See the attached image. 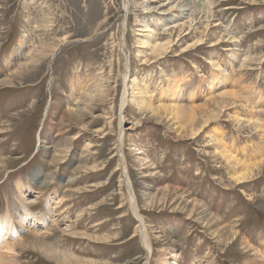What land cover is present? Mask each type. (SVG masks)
Wrapping results in <instances>:
<instances>
[{
	"label": "rangeland",
	"instance_id": "1",
	"mask_svg": "<svg viewBox=\"0 0 264 264\" xmlns=\"http://www.w3.org/2000/svg\"><path fill=\"white\" fill-rule=\"evenodd\" d=\"M170 2L0 0V220L16 249L1 264H59L15 247L19 207L69 264H264V0ZM170 83L200 125L213 113L197 137L142 105Z\"/></svg>",
	"mask_w": 264,
	"mask_h": 264
},
{
	"label": "bare ground",
	"instance_id": "2",
	"mask_svg": "<svg viewBox=\"0 0 264 264\" xmlns=\"http://www.w3.org/2000/svg\"><path fill=\"white\" fill-rule=\"evenodd\" d=\"M168 1H171L170 3H172V2L173 3H176L175 6H179V4L182 3V0H168ZM24 46H25V43H24ZM160 46L161 45H157V44L154 45L153 46L154 51H156V52L160 51L161 50ZM21 48H23V44L20 45V49ZM165 49H166V47L163 48V50H165ZM29 57H30V55H29ZM22 67H25V66H22ZM128 69L129 68H128V65H127V70L125 72V76L126 77L128 75V72H129ZM22 70H23V73H25L24 72L25 69H22ZM225 79L226 78H224L222 82L225 83V81H226ZM208 84L211 85V83H208ZM177 85H173L172 83H170L169 84V88H165L164 89V92L165 93L160 94L161 96L163 95L162 97L160 96V98H164L165 99L164 100L165 102H162L160 100V102H162V103H159L158 102L159 100H158L157 101V104H154V103L153 104H150V103H145L143 101L142 102V105L145 106V107H148V109L150 110V112H152V113H154L156 115H161L162 116V114L163 115H169L170 114V115H172L174 117L175 120H180L181 123L184 122V125L186 124V120H188L187 122H189V119H190L189 126L186 127V125H185V127H183L184 130L185 129L186 130L188 129L189 131H184V130L183 131L186 132L185 135L186 134L187 135L189 134L190 136H196L197 137V134L199 132H201L202 130H204L206 128V125L208 126V124L211 123V120L209 118H210V116H213V113L208 112L207 115H206V119L203 120V124L200 125V120L197 119V110L198 109L194 108V105L193 106H188L187 105L186 99H185L184 94H183L184 89H182L179 86V84H177ZM212 87H213V85H212ZM129 90H130V86H129ZM234 94L237 95L235 92H234ZM221 95H222L221 98L222 97H225L226 98V96H233V97H235V95L231 94L230 92L229 93H226L224 91H223V93ZM215 96L217 97V95H215ZM122 101H123L122 102L123 105L127 104L126 103L127 102L126 88L124 90V94H123ZM238 101H240V100H238ZM148 105H151V106L149 107ZM201 105H203V104H201ZM204 105H207V104H204ZM198 106H196V107H198ZM122 107H124V106H122ZM206 108H205V110H206ZM121 109H123V108H121ZM187 110H190V112H188ZM187 112L190 113V114H192V115H187ZM199 113H200V111H199ZM208 115H209V117H208ZM186 116H187L188 119H186ZM212 119H214V118H212ZM255 122H256V120H255ZM121 137H122V135H121ZM220 157L222 158L223 161L227 162L228 164H232V165L233 164H235V165H241V164H243L240 160H237L229 151H225L223 153H220ZM122 160L124 161V162L122 161V165H123L124 170H125L126 169L125 168L126 163H125L124 158ZM245 165L246 166H244L243 173H237L234 176L235 177V182H236L237 185L244 184L243 181H247L248 179H250L253 176V172L254 171L252 172V171L248 170L249 169V165H247V164H245ZM256 167L258 169V167H261V166L255 165L254 168H256ZM124 170H123V172L126 174V171H124ZM127 178H128V176H127ZM127 182H128L127 184H128V189H129L128 190V194L130 195L129 197L131 199H134L133 196H132L134 194L130 190L132 188V186H131V183H130L129 179L127 180ZM35 183H36V180L34 179L33 180V184L28 183V186L32 189L33 186H35ZM26 186L27 185L26 184L24 185V183H19L18 188L22 191L23 188L26 187ZM132 208L135 211V215L138 217L139 222H142L141 221L142 217L139 215V212H138L137 203H132ZM19 210H23V208H21V207L17 208L16 211H18V212L16 214H13V215L9 214L10 216H12V217L15 218V221H16V219L18 220V223L15 224L14 220L12 218L10 219L11 224H12V226H11L12 227L11 239L13 240V242H15V247L17 245H19L20 246L19 248H22V249L25 248L26 249V248H29L30 246H33V247L35 246L40 252L46 254L49 258L56 259L57 261H59L58 262L59 264H69V257H67V256L66 257L65 256H63V257L57 256V250H56L57 247H56V244L53 243L52 241H49V242L47 241V239L49 237L47 234H48L49 231L53 230V226L50 227L47 223H42L41 220L38 217H36L35 215H33L31 213H25V212L19 211ZM53 210L54 209H52V211ZM55 220L53 219V221H51V223L55 224L56 222H58V221H55ZM28 221H31V222L33 221V224H31V226H29L30 228L26 224ZM13 223L15 224V227H14V224ZM142 224H143V222H142ZM18 225H20V227H21L20 230L18 229ZM48 226H49V229H47ZM7 228H8V221L7 220H4V221H1L0 220V251L1 252L2 251H6L7 254H9V255L12 254V256H15L14 255V251H16V249H14V245L10 244L8 242V240H7V236H8V233L10 231ZM28 228H29V230L32 229L31 231L28 230V232L31 233V236L28 237V238L26 237V239H23L24 238L23 237L24 236V232H26ZM146 228H145V226L141 225V226L138 227V230H139V232L141 234V242H142V245L144 246V249L148 252V258H149V257H152V252L153 251H152V246H151V243H150V237H149V235H148V233L146 231ZM7 230H9V231H7ZM42 231H43V233L40 234V232H42ZM4 254L5 253H3V255ZM153 254H154V252H153ZM5 256H7V255L5 254ZM5 258L0 256V264L3 263V262H5L4 261V260H6ZM177 260H178V255L176 253H174V252H170L167 256H165L161 260L160 264H178L177 263ZM17 261H16V263H18ZM75 261L78 262L77 260H75ZM12 264H14V263H12Z\"/></svg>",
	"mask_w": 264,
	"mask_h": 264
},
{
	"label": "water",
	"instance_id": "3",
	"mask_svg": "<svg viewBox=\"0 0 264 264\" xmlns=\"http://www.w3.org/2000/svg\"><path fill=\"white\" fill-rule=\"evenodd\" d=\"M131 190V189H130ZM132 191V190H131Z\"/></svg>",
	"mask_w": 264,
	"mask_h": 264
}]
</instances>
